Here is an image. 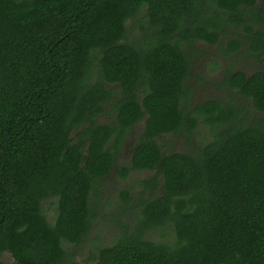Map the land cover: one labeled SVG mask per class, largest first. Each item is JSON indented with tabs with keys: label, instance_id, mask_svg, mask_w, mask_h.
Segmentation results:
<instances>
[{
	"label": "trees",
	"instance_id": "trees-1",
	"mask_svg": "<svg viewBox=\"0 0 264 264\" xmlns=\"http://www.w3.org/2000/svg\"><path fill=\"white\" fill-rule=\"evenodd\" d=\"M142 11L148 28L131 40ZM233 25L264 53V0H0L1 263L79 264L65 245L88 237L91 193L117 169L155 173L146 184L159 193L95 264H264V71L227 73L244 103L189 111L190 49ZM141 121L130 165L117 166ZM200 121L211 141L164 152L159 138L190 140ZM168 224L174 241L148 238Z\"/></svg>",
	"mask_w": 264,
	"mask_h": 264
},
{
	"label": "rangeland",
	"instance_id": "rangeland-1",
	"mask_svg": "<svg viewBox=\"0 0 264 264\" xmlns=\"http://www.w3.org/2000/svg\"><path fill=\"white\" fill-rule=\"evenodd\" d=\"M258 3L257 6H259ZM144 11L140 16L128 22L130 39H138L143 35L142 31L148 28V21L144 18ZM249 33L243 27L231 26L217 45H209L198 41L190 49L189 56L192 62L190 77L187 87L191 91L189 111L210 100L228 102L232 99L235 103H244L245 100L236 94V90L230 89L225 82L229 71H242L248 76L258 71H264V53L260 54L251 47ZM235 39L240 43V49L236 53H229L230 40ZM100 123L108 122V118L101 116ZM144 121L135 126L129 137L124 142L122 152L117 156V166H129L131 155L137 144L138 136L142 132ZM213 134L211 127L201 121L196 132L190 140L185 136L167 135L158 139L164 152H190L193 146L200 148L202 142L211 141ZM113 173L100 183L97 189L91 193L92 207L96 204L95 222L83 243L80 245H65V249L72 254L79 264H95L99 249L113 243L119 234L120 224H127L130 228L136 225V219L140 213V203L149 198L153 193L152 188L146 182L153 179L152 172H131L126 179H122L113 169ZM161 179H159V183ZM159 186L153 195L159 193ZM128 191L131 200L127 204L121 193ZM56 205L53 200L46 201L43 205L44 213L50 222H54ZM148 238L157 242L175 240L173 226L168 224L153 231ZM4 264H14V260L4 255Z\"/></svg>",
	"mask_w": 264,
	"mask_h": 264
},
{
	"label": "water",
	"instance_id": "water-1",
	"mask_svg": "<svg viewBox=\"0 0 264 264\" xmlns=\"http://www.w3.org/2000/svg\"><path fill=\"white\" fill-rule=\"evenodd\" d=\"M0 264H4V263H1V262H0Z\"/></svg>",
	"mask_w": 264,
	"mask_h": 264
}]
</instances>
